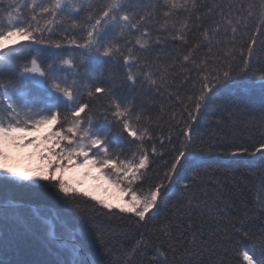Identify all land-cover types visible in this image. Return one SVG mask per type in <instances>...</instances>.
I'll return each instance as SVG.
<instances>
[{"label":"snow or ice","instance_id":"1","mask_svg":"<svg viewBox=\"0 0 264 264\" xmlns=\"http://www.w3.org/2000/svg\"><path fill=\"white\" fill-rule=\"evenodd\" d=\"M0 264H264V0H0Z\"/></svg>","mask_w":264,"mask_h":264},{"label":"rangeland","instance_id":"2","mask_svg":"<svg viewBox=\"0 0 264 264\" xmlns=\"http://www.w3.org/2000/svg\"><path fill=\"white\" fill-rule=\"evenodd\" d=\"M9 166L15 167L20 170H29L36 169L40 166V160L38 157L32 156V150H26L24 152L12 151L10 152V159L8 161ZM73 173H69V176L72 177ZM87 190H95L96 185L95 182L89 180L85 185ZM98 195L103 196V192H98ZM110 196H115V193H109Z\"/></svg>","mask_w":264,"mask_h":264},{"label":"trees","instance_id":"3","mask_svg":"<svg viewBox=\"0 0 264 264\" xmlns=\"http://www.w3.org/2000/svg\"><path fill=\"white\" fill-rule=\"evenodd\" d=\"M241 94H244V93H241Z\"/></svg>","mask_w":264,"mask_h":264}]
</instances>
